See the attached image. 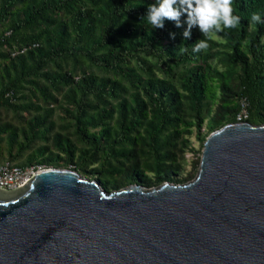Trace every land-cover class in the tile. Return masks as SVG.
Instances as JSON below:
<instances>
[{"label":"trees","instance_id":"1","mask_svg":"<svg viewBox=\"0 0 264 264\" xmlns=\"http://www.w3.org/2000/svg\"><path fill=\"white\" fill-rule=\"evenodd\" d=\"M157 2L0 0V166L70 168L110 191L182 184L243 103L264 123V23L250 20L264 0H234L239 25L199 53L186 13L147 23Z\"/></svg>","mask_w":264,"mask_h":264},{"label":"water","instance_id":"2","mask_svg":"<svg viewBox=\"0 0 264 264\" xmlns=\"http://www.w3.org/2000/svg\"><path fill=\"white\" fill-rule=\"evenodd\" d=\"M0 264H264V123L211 132L182 184L48 167L0 187Z\"/></svg>","mask_w":264,"mask_h":264},{"label":"clouds","instance_id":"3","mask_svg":"<svg viewBox=\"0 0 264 264\" xmlns=\"http://www.w3.org/2000/svg\"><path fill=\"white\" fill-rule=\"evenodd\" d=\"M234 0H158L149 6L145 20L153 28H163L165 20L176 22L181 26V16L187 14V29L184 31L185 39L191 36L192 28L198 27L204 39L198 40L192 47L194 52L206 51L208 41L214 38L215 33L225 29H234L240 23V17L235 14ZM251 22L264 23L259 13H253ZM174 35V34H173ZM180 52L186 51L185 44L179 46Z\"/></svg>","mask_w":264,"mask_h":264},{"label":"built area","instance_id":"4","mask_svg":"<svg viewBox=\"0 0 264 264\" xmlns=\"http://www.w3.org/2000/svg\"><path fill=\"white\" fill-rule=\"evenodd\" d=\"M248 113L246 104L243 103V109L238 115V120L244 122L247 119ZM36 172L34 167L21 169L19 167L10 166L8 163L0 166V187L6 189H14L22 185Z\"/></svg>","mask_w":264,"mask_h":264},{"label":"rangeland","instance_id":"5","mask_svg":"<svg viewBox=\"0 0 264 264\" xmlns=\"http://www.w3.org/2000/svg\"><path fill=\"white\" fill-rule=\"evenodd\" d=\"M191 139H192V142H193L194 147H195L196 149L200 148V143H199V141L196 139V137L193 136ZM196 155H197V154H194V153H192V152H189V153L187 154V158H188V163H189V164H188V166L185 168L184 173H187V172H189V171L191 170V162H192L193 159L196 158Z\"/></svg>","mask_w":264,"mask_h":264}]
</instances>
